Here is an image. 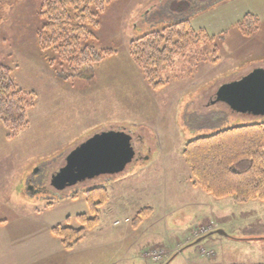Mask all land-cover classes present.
<instances>
[{
    "label": "rangeland",
    "instance_id": "obj_1",
    "mask_svg": "<svg viewBox=\"0 0 264 264\" xmlns=\"http://www.w3.org/2000/svg\"><path fill=\"white\" fill-rule=\"evenodd\" d=\"M187 1L185 13L176 0L116 1L99 17L94 43L98 51L115 54L94 68L93 79L62 81L35 43L39 0H0V64L12 70L21 89L36 94L26 129L8 140L0 126L1 223L22 224L31 234L55 224L80 228L76 216H92L82 191L103 186L109 199L73 253L76 264H264V202L214 199L193 186L182 158L189 141L264 122V116L214 102L222 85L264 69V0H224L198 16L216 0ZM247 10L259 22L251 35L241 37L235 17ZM186 18L209 32L224 30V37L179 55L162 75L166 85L152 90L128 44ZM107 131L131 136L133 161L119 174L53 191L51 180L68 154ZM74 193L77 198H70ZM147 207L152 211L134 227L132 220ZM205 229L222 235L202 236ZM196 234L202 236L198 243ZM159 251L158 262L144 256Z\"/></svg>",
    "mask_w": 264,
    "mask_h": 264
},
{
    "label": "trees",
    "instance_id": "obj_2",
    "mask_svg": "<svg viewBox=\"0 0 264 264\" xmlns=\"http://www.w3.org/2000/svg\"><path fill=\"white\" fill-rule=\"evenodd\" d=\"M116 1L39 0L35 43L60 80H91L94 68L115 54L110 49L98 51L94 43L99 17ZM185 5L190 7L189 2ZM258 22L256 16L246 14L237 29L242 35L249 36ZM214 39L215 36L205 30L195 29L186 18L162 24L131 40L128 52L147 86L158 90L167 83L162 78L163 73L174 67L179 55ZM12 73L8 66L0 64V126L6 130L8 140L27 128V113L36 100L34 92L17 85ZM182 158L194 179L193 186L214 199L232 198L240 204L255 200L264 202V122L222 129L189 141L182 150ZM82 194L92 216L77 215L76 219L82 225L80 228L57 226L52 229L65 250H72L93 230L99 222V208L109 199L103 186L83 190ZM70 198H77V194L70 195ZM151 211L149 207L141 209L132 225L138 227Z\"/></svg>",
    "mask_w": 264,
    "mask_h": 264
},
{
    "label": "water",
    "instance_id": "obj_3",
    "mask_svg": "<svg viewBox=\"0 0 264 264\" xmlns=\"http://www.w3.org/2000/svg\"><path fill=\"white\" fill-rule=\"evenodd\" d=\"M219 101L237 113L264 116V69L256 68L241 79L222 85L216 92L214 102ZM134 157L135 150L128 133H98L68 154L65 165L52 178L51 188L60 192L100 176L119 174ZM214 233L222 235L220 231ZM201 239H197L196 243Z\"/></svg>",
    "mask_w": 264,
    "mask_h": 264
},
{
    "label": "crops",
    "instance_id": "obj_4",
    "mask_svg": "<svg viewBox=\"0 0 264 264\" xmlns=\"http://www.w3.org/2000/svg\"><path fill=\"white\" fill-rule=\"evenodd\" d=\"M177 3L182 6L183 13L186 8L188 1L176 0ZM194 1V0H193ZM224 0L214 1L208 8L203 11H198L195 16L211 12L218 6L217 4ZM184 2V3H183ZM181 10V7L179 11ZM185 13V12H184ZM246 14H252L257 17L256 14L251 11H246L242 15L236 16L235 29L238 31L241 37H245L237 29V24L242 20ZM235 16V15H234ZM193 17V16H192ZM259 21V20H258ZM193 25V24H192ZM194 27V26H193ZM195 29H203L209 35L215 36L216 38L223 36L224 30L219 32H209L204 26L194 27ZM224 37V36H223ZM222 37V38H223ZM219 39V40H222ZM5 221V220H3ZM1 221V222H3ZM0 222V264H76L72 259V255L76 248L80 245L81 241L72 250L63 249L60 241L52 232L55 226H45L42 230L37 231L33 234L27 231V228L22 224L8 225V223Z\"/></svg>",
    "mask_w": 264,
    "mask_h": 264
},
{
    "label": "built area",
    "instance_id": "obj_5",
    "mask_svg": "<svg viewBox=\"0 0 264 264\" xmlns=\"http://www.w3.org/2000/svg\"><path fill=\"white\" fill-rule=\"evenodd\" d=\"M126 222H127V220H126ZM115 225H118V222H116ZM210 230L211 229H205V230H203L202 233L205 234V233H207ZM195 237H198L197 234L195 235ZM201 253L204 254L205 251L202 250ZM144 256H145V258L147 257V259H151L153 262H158L160 259H162L163 252L159 251V253L153 254L152 256H148V254H145ZM212 256H213V254H212Z\"/></svg>",
    "mask_w": 264,
    "mask_h": 264
}]
</instances>
